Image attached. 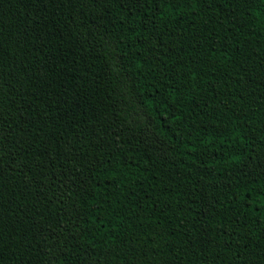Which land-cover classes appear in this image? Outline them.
Wrapping results in <instances>:
<instances>
[{
	"label": "trees",
	"instance_id": "16d2710c",
	"mask_svg": "<svg viewBox=\"0 0 264 264\" xmlns=\"http://www.w3.org/2000/svg\"><path fill=\"white\" fill-rule=\"evenodd\" d=\"M0 264H264V0H0Z\"/></svg>",
	"mask_w": 264,
	"mask_h": 264
}]
</instances>
